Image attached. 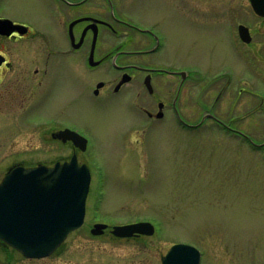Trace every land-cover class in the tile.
<instances>
[{"label": "rangeland", "instance_id": "obj_1", "mask_svg": "<svg viewBox=\"0 0 264 264\" xmlns=\"http://www.w3.org/2000/svg\"><path fill=\"white\" fill-rule=\"evenodd\" d=\"M177 3L178 12L167 1L134 0L126 13L143 23L165 21L162 30L170 43L162 59L181 66L203 64L209 72L230 65L241 83L255 76L264 89V19L254 15L248 0ZM6 12L24 14L41 27L48 23L39 0H10ZM238 23L250 29L252 44L235 46L229 25ZM23 41L4 51L12 67L0 82V180L17 164L51 167L68 160L70 147L51 137L65 121L89 137V150L78 160L89 167L91 181L83 225L50 256L25 259L0 242V264H161V256L175 243L195 247L200 264H264V151L230 146L216 130L189 135L173 127L170 118L153 124L150 139L140 133L124 143L125 127L141 125L145 117L131 111L123 96L93 99L84 91L86 78H112L115 71L99 67L87 75L81 69L74 81L68 70L55 66L40 88L36 82L41 77L32 70L40 62L37 53L44 50L34 49L29 57ZM235 48L242 49L238 61ZM11 84L17 86L15 101ZM248 87L250 94H241L242 111L260 103L263 111L242 127L259 143L264 139V95L255 97L251 83ZM139 221L153 224L154 235L120 239L109 230L90 234L97 222Z\"/></svg>", "mask_w": 264, "mask_h": 264}, {"label": "flooded vegetation", "instance_id": "obj_2", "mask_svg": "<svg viewBox=\"0 0 264 264\" xmlns=\"http://www.w3.org/2000/svg\"><path fill=\"white\" fill-rule=\"evenodd\" d=\"M133 1L39 0L44 7L45 19L48 18V23L41 27L29 22L23 13V16L16 17L6 12L10 0H0V82L12 67V61L4 52L5 48L16 46L14 48L17 49V44L24 40L28 45L23 48V52L29 57L34 56V49L44 50L37 53L40 62L32 70L34 77H41L36 82L40 88L49 68L55 66L68 70L74 81H79L81 69L87 75L99 67L115 71L112 78H86L84 91L93 99L123 96L131 111L145 117L141 125L125 127L124 143L140 133L142 139H150L151 131L155 130L153 124L170 118L173 127L185 130L189 135L200 131L209 134L211 130H216L228 138L230 146L244 145L252 151H264V139L256 142L242 127V122L263 111V105L247 104L244 111L240 107L241 94H250V83L255 89V97L264 95L263 87H259L262 82L254 76L250 77V81L241 83L230 65L209 72L203 64L188 63L181 66L173 60L162 59V53L170 43L166 31L162 30L167 25L165 21L163 24L161 21L143 23L131 19L126 10ZM163 1L169 2L177 10L178 0ZM181 15L183 21H190L186 15ZM170 16L172 20L174 15L171 13ZM240 24L229 25L234 31V44L248 46L252 44L253 36L249 29L251 41L242 42L238 34ZM35 37L40 38L41 42L34 43ZM137 42L139 45L136 48L132 46ZM241 50L235 48L237 61ZM91 80L94 81L89 84ZM15 90L17 86L11 84L13 101L17 98ZM225 95H228L227 100ZM60 123L61 127L51 133L53 139V134L69 129L87 140L82 150L71 140L55 139L67 144L72 150L68 160L62 162L69 161L72 156L78 160L79 154L89 150V137L75 124L65 121ZM137 140L141 141V137Z\"/></svg>", "mask_w": 264, "mask_h": 264}, {"label": "water", "instance_id": "obj_3", "mask_svg": "<svg viewBox=\"0 0 264 264\" xmlns=\"http://www.w3.org/2000/svg\"><path fill=\"white\" fill-rule=\"evenodd\" d=\"M249 1L255 13L264 17V0ZM247 32L239 28L244 42L250 41ZM57 137H66L75 144L85 142L70 131L60 132ZM89 184L88 168L78 166L75 157L53 168L14 167L0 183V240L27 258L49 256L69 232L82 225ZM106 228L105 224H95L90 233L100 235ZM153 233L154 227L148 222L114 226L111 230L117 238ZM161 263L200 264V252L190 245L175 244L161 257Z\"/></svg>", "mask_w": 264, "mask_h": 264}]
</instances>
